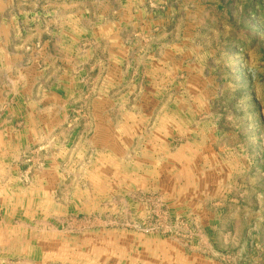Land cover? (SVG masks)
I'll return each instance as SVG.
<instances>
[{"label":"rangeland","instance_id":"1","mask_svg":"<svg viewBox=\"0 0 264 264\" xmlns=\"http://www.w3.org/2000/svg\"><path fill=\"white\" fill-rule=\"evenodd\" d=\"M11 8L17 57L70 46L71 108L0 159L22 198L0 204V264H264V0Z\"/></svg>","mask_w":264,"mask_h":264},{"label":"crops","instance_id":"2","mask_svg":"<svg viewBox=\"0 0 264 264\" xmlns=\"http://www.w3.org/2000/svg\"><path fill=\"white\" fill-rule=\"evenodd\" d=\"M12 4L13 0H0V103H6L12 97L5 114L0 117V159L16 156L25 142H29L35 133H43L46 127L49 128L50 135L51 127L53 129L58 125H64L69 119L71 108H69L71 93L67 91L70 85L65 83L69 73L62 65L66 58L60 54L64 48L68 49L70 46L68 44L64 46L61 34L53 31V34H58L55 35L54 41L40 39L37 42L33 39L22 41V46L25 44L26 50L31 53L26 57H17L19 54L14 53V46L18 45L17 37L12 36H17L18 21L14 16H11L10 20L5 16L12 11ZM40 28L48 31L53 29L35 25L27 31L35 29L36 32H40ZM110 43L113 44L112 40L109 41V45ZM76 57L74 54L68 61L75 62ZM26 62L27 67L30 64L32 67L37 64L43 67L40 72L34 74L33 71L27 73V67L18 71V66L23 67ZM10 173V165H0V204L11 205L22 200L15 190L11 191L12 188H16L15 183L11 182ZM18 188L22 191L20 187Z\"/></svg>","mask_w":264,"mask_h":264}]
</instances>
